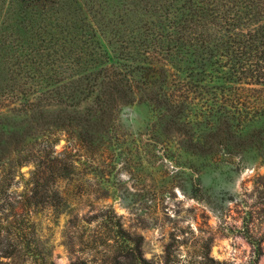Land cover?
<instances>
[{
  "label": "trees",
  "instance_id": "1",
  "mask_svg": "<svg viewBox=\"0 0 264 264\" xmlns=\"http://www.w3.org/2000/svg\"><path fill=\"white\" fill-rule=\"evenodd\" d=\"M14 21L27 38L11 33ZM101 40L118 47L122 72L108 64ZM134 72L140 101L160 120L171 112H264V0H0V113L12 104L34 108L31 96L61 97L65 106L35 110L22 131H0V203L11 211L18 204L26 216V227L7 223L21 245L7 242L3 258H30V213L68 201L57 182L72 164L54 151L56 133L81 143L108 127L118 98L133 93ZM27 163L34 171L23 193L10 196ZM138 251L133 261L148 264Z\"/></svg>",
  "mask_w": 264,
  "mask_h": 264
},
{
  "label": "rangeland",
  "instance_id": "2",
  "mask_svg": "<svg viewBox=\"0 0 264 264\" xmlns=\"http://www.w3.org/2000/svg\"><path fill=\"white\" fill-rule=\"evenodd\" d=\"M14 22L11 33L27 38L25 24ZM100 44L108 64L121 71L118 47ZM138 80V72L129 75L133 93L124 104L138 100L145 112L140 134L123 132L114 116L81 143L56 133L54 151L72 164L57 182L69 198L57 210L30 213V258H3L7 242L21 245L7 223L26 227V216L18 204L11 211L1 201L0 264H143L133 261L136 250L148 264H264V112H171L160 120L140 101ZM29 105L35 107L12 104L2 111L0 131L16 125L22 131L19 124L38 112L65 111L61 97L31 96ZM19 171L23 179L14 178L10 196L23 193L34 167L27 163Z\"/></svg>",
  "mask_w": 264,
  "mask_h": 264
},
{
  "label": "clouds",
  "instance_id": "3",
  "mask_svg": "<svg viewBox=\"0 0 264 264\" xmlns=\"http://www.w3.org/2000/svg\"><path fill=\"white\" fill-rule=\"evenodd\" d=\"M138 105V100H135L132 104H124L120 101H117L115 105L113 123L116 127L120 128L123 132H126L130 136H136L140 134L144 128L146 114L142 109L139 108ZM173 137H175L176 140L182 138L179 133H174ZM219 149L221 154L225 156L228 155L223 146H220ZM239 183V179H236L234 182L235 186H238ZM232 190H234V187L233 185H230V191Z\"/></svg>",
  "mask_w": 264,
  "mask_h": 264
}]
</instances>
